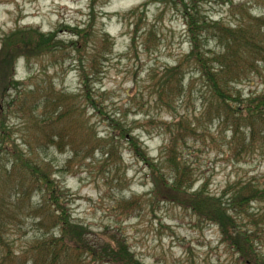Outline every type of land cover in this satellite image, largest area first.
<instances>
[{"label":"rangeland","instance_id":"rangeland-1","mask_svg":"<svg viewBox=\"0 0 264 264\" xmlns=\"http://www.w3.org/2000/svg\"><path fill=\"white\" fill-rule=\"evenodd\" d=\"M166 1L0 0V51L2 39L17 30L55 32L54 40L64 45L61 49L52 45L47 54L31 53L29 66L23 59L16 61L11 69L14 80L24 82L29 90L35 83L44 88L51 84L55 92L74 96L80 103V139L91 130L104 145L114 134L111 122L123 125L136 147L145 152L148 161L158 164L165 176L169 175V168L161 151L168 139L163 128L172 124L173 117H187L197 132L206 122V117L200 118L202 107L196 77L174 111L165 109L153 94L159 73L189 52L182 11ZM198 1L199 11L208 21L229 25L237 20L230 15L229 4L245 0ZM133 11L138 30L135 44L131 42V25L124 21ZM76 28L84 31L80 40L73 35ZM102 35L109 38L106 49L101 47L105 44L100 42ZM77 41L83 47L80 60L69 48L70 42ZM260 71L259 76L238 87L243 95L264 92V65ZM80 72L89 76L87 87L79 79ZM10 95L11 99V92ZM86 96L91 103L85 102ZM21 117V113L9 112L6 124L11 140L24 148L27 145L23 140L27 143L29 139ZM208 128L204 141L193 138L185 145L179 144L181 160L190 168L193 183L188 193L205 187L210 195L219 197L237 182L264 176V151L236 162L229 150V132L221 133L214 121ZM116 140L109 156L96 149L88 157L81 154L70 160L69 147L62 153L51 148L39 152L40 155L35 153L55 167L51 179L67 192L71 219L90 230L89 238L97 242L102 239L100 235H118L143 264H238L220 242L217 227L199 221L191 211L162 198V194L160 198L165 201L153 199L149 170L135 156L130 144ZM120 199L130 201L125 212L115 210ZM31 203L36 205V198ZM17 215L19 221L13 222L7 231L16 253L39 235L35 211ZM261 253L264 256V249Z\"/></svg>","mask_w":264,"mask_h":264},{"label":"trees","instance_id":"trees-1","mask_svg":"<svg viewBox=\"0 0 264 264\" xmlns=\"http://www.w3.org/2000/svg\"><path fill=\"white\" fill-rule=\"evenodd\" d=\"M166 2L182 11L189 52L174 66L165 67L159 73L153 94L165 109L174 111L175 104L184 99L196 77L202 107L200 118L206 117L201 132H197L187 117H173L172 124L163 128L168 142L162 148L161 158L168 165L171 178L161 172L158 164L146 159L145 152L136 147L123 125L111 122L114 134L104 145L96 140V133L91 130L80 139L78 136L83 135L80 120H77L80 103L74 96L55 92L51 84L44 88V85L35 83L29 90L24 82L14 80L11 69L16 61L23 59L29 66L33 58L31 53L38 56L49 53L52 45L60 49L64 46L54 40L55 32L43 34L36 30H17L2 39L0 264H143L130 251L127 241L118 235H100L102 239L97 242L89 238L92 236L90 230L71 219L67 210V192L51 179L55 167L35 155L50 148L62 153L69 147L70 160L81 154L83 158L88 157L96 149L109 156L115 139L118 143L122 140L130 144L135 156L149 170L153 199H161L162 194V198L191 211L199 221L217 227L220 242L236 257V263L264 264L261 253L264 249V176L237 182L219 197L210 195L205 187L190 194L188 191L193 184L190 168L183 164L178 150L179 144L185 145L193 138L204 141L208 126L214 121L221 133L229 132V150L236 162L264 151V92L243 95L238 89L249 78L259 76L264 65V0L229 4L230 15L237 19L229 25L222 21H208L199 11L198 0ZM135 13L131 12L124 20L131 25V42L134 44L138 40ZM72 32L78 40L84 34L77 28ZM100 39V42H105L101 47L106 49L109 38L102 35ZM69 48L80 60L83 47L78 41L70 42ZM79 79L87 87L89 76L80 72ZM86 97L85 102L91 103L90 97ZM12 111L21 113L26 123L29 139L27 143L23 140L26 149L10 138L6 123L7 113ZM197 123L200 124L199 121ZM33 198L37 200L36 205L31 203ZM129 202L120 199L115 210L125 212L129 209H126ZM131 202L135 207V202ZM26 210L35 211L39 235L16 253L7 231L13 222L19 221L17 213Z\"/></svg>","mask_w":264,"mask_h":264}]
</instances>
